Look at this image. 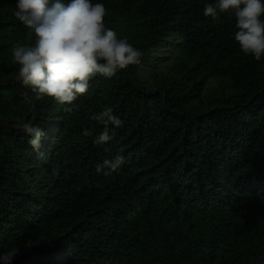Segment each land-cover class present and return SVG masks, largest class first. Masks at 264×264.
I'll use <instances>...</instances> for the list:
<instances>
[{
  "label": "trees",
  "instance_id": "obj_1",
  "mask_svg": "<svg viewBox=\"0 0 264 264\" xmlns=\"http://www.w3.org/2000/svg\"><path fill=\"white\" fill-rule=\"evenodd\" d=\"M90 2L143 57L63 105L20 79L11 49L36 37L16 0H0V253L17 248L11 264H264V53L240 51L231 13L204 15L215 0ZM108 107L123 123L97 145L105 125L90 117ZM25 122L44 133L38 150Z\"/></svg>",
  "mask_w": 264,
  "mask_h": 264
},
{
  "label": "clouds",
  "instance_id": "obj_2",
  "mask_svg": "<svg viewBox=\"0 0 264 264\" xmlns=\"http://www.w3.org/2000/svg\"><path fill=\"white\" fill-rule=\"evenodd\" d=\"M103 4L93 5L90 0H16L14 16L28 29V38L36 37L34 45H14L11 49L14 63H18L19 77L36 94V99L54 98L56 103L70 105L86 94L95 75L110 78L118 69L139 64L143 52L131 46L126 39H118L114 29L104 23ZM231 13L235 18V40L240 51L257 61L264 53V4L261 0H215L205 3V16L217 18L219 13ZM65 110L70 111V108ZM90 119L105 125L93 140L104 144L112 140L107 125L119 127L122 120L108 107L93 113ZM29 135L28 144L34 150L40 147L44 135L40 127L23 123ZM83 135L92 136L90 129ZM124 162L116 155L103 164L117 171ZM97 167V171H101ZM134 213L129 214V218ZM18 254L13 248L0 253L2 264H11Z\"/></svg>",
  "mask_w": 264,
  "mask_h": 264
},
{
  "label": "rangeland",
  "instance_id": "obj_3",
  "mask_svg": "<svg viewBox=\"0 0 264 264\" xmlns=\"http://www.w3.org/2000/svg\"><path fill=\"white\" fill-rule=\"evenodd\" d=\"M179 41V39H178ZM140 73H141V76H142V79L149 84L150 82V78H149V71H148V67H142L140 69Z\"/></svg>",
  "mask_w": 264,
  "mask_h": 264
},
{
  "label": "water",
  "instance_id": "obj_4",
  "mask_svg": "<svg viewBox=\"0 0 264 264\" xmlns=\"http://www.w3.org/2000/svg\"><path fill=\"white\" fill-rule=\"evenodd\" d=\"M13 84L15 85L16 84V81ZM0 128H1V125H0Z\"/></svg>",
  "mask_w": 264,
  "mask_h": 264
}]
</instances>
